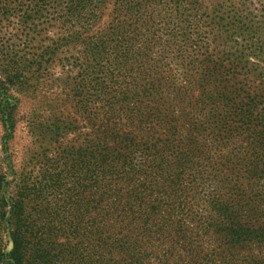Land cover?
<instances>
[{"label":"trees","instance_id":"trees-1","mask_svg":"<svg viewBox=\"0 0 264 264\" xmlns=\"http://www.w3.org/2000/svg\"><path fill=\"white\" fill-rule=\"evenodd\" d=\"M93 2L0 0V35L37 43L0 57L6 140L12 89L26 91L28 69L56 52L50 29L79 78L63 103L73 121L43 128L70 147L71 164L44 178L51 191L0 166V264H264V74L245 51L231 61L211 48L207 29L226 26L228 0ZM233 18L245 32L247 11ZM79 129L89 140L73 150ZM226 187L240 197L217 219L203 200ZM65 208L73 219L55 224Z\"/></svg>","mask_w":264,"mask_h":264},{"label":"rangeland","instance_id":"rangeland-1","mask_svg":"<svg viewBox=\"0 0 264 264\" xmlns=\"http://www.w3.org/2000/svg\"><path fill=\"white\" fill-rule=\"evenodd\" d=\"M93 3L107 0H93ZM111 0H108V2ZM216 3L222 0H214ZM224 9L225 22L224 28H218L214 24L207 29L209 40L212 46L220 52V56L230 52L231 61H235L242 51L247 54L245 64L257 73L259 76L264 74V0L254 2L253 0H228ZM108 7H111L109 5ZM248 13V22L244 29L245 32L235 30L228 25L233 21V17L240 13ZM228 25V26H227ZM16 33L17 32H13ZM12 33V34H13ZM241 33V34H240ZM10 34V35H12ZM9 34L0 35L2 43L0 57L16 51L22 54L28 48H36L37 43L29 40L24 35L12 37ZM60 35L57 29H50L45 35V45L56 49L54 55L48 58V61L42 65L40 71L29 70L27 73V90L18 91L12 89L14 96L19 98V106L16 111V122L13 133L6 140V131L1 124L0 119V166L4 172H9V179L14 175L29 176L33 182L41 181L47 191H51L47 185L49 182L44 180L45 176L53 173H62L68 164H71L67 158H64L63 149L57 143H51L43 128L52 125L56 120L71 122V117L75 114L73 108L64 101L67 99L76 87L78 75L71 67H66L63 57L66 49L62 47L59 41ZM27 46V47H26ZM60 48V49H59ZM58 50V51H57ZM32 51H35L32 49ZM256 71V72H255ZM77 75V77H76ZM39 125L38 130L34 127ZM43 131V133H42ZM87 132L85 129H79L70 134L68 142H71L73 150H79L80 146H85L89 138H85L80 132ZM85 139V140H84ZM12 186V185H11ZM9 187L12 191L14 187ZM63 191H60L62 193ZM210 199L206 197L203 202L209 213L217 219L222 218L226 206H234L238 203L239 193L236 190L226 187L223 189L210 188L208 190ZM58 192L54 193L57 194ZM60 195V196H59ZM58 196L61 197L62 194ZM61 208L63 204H60ZM69 206H73L68 204ZM213 209L210 210L208 206ZM203 208V209H205ZM58 211L59 217H55V224L67 223L73 219L75 211L69 209V212ZM61 220V221H60ZM60 223H59V222ZM2 244H7L8 236L6 232L2 233ZM62 238L61 241H63Z\"/></svg>","mask_w":264,"mask_h":264},{"label":"water","instance_id":"water-1","mask_svg":"<svg viewBox=\"0 0 264 264\" xmlns=\"http://www.w3.org/2000/svg\"><path fill=\"white\" fill-rule=\"evenodd\" d=\"M12 246V243L10 244V247Z\"/></svg>","mask_w":264,"mask_h":264}]
</instances>
